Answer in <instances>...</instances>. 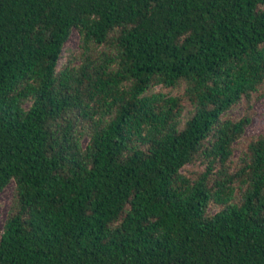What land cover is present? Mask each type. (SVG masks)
<instances>
[{"label": "trees", "instance_id": "trees-1", "mask_svg": "<svg viewBox=\"0 0 264 264\" xmlns=\"http://www.w3.org/2000/svg\"><path fill=\"white\" fill-rule=\"evenodd\" d=\"M263 87L264 0H0V264H264Z\"/></svg>", "mask_w": 264, "mask_h": 264}, {"label": "rangeland", "instance_id": "rangeland-1", "mask_svg": "<svg viewBox=\"0 0 264 264\" xmlns=\"http://www.w3.org/2000/svg\"><path fill=\"white\" fill-rule=\"evenodd\" d=\"M81 33L77 30H72L68 40L63 46L60 57L57 62L56 71L58 72L64 66H79L81 64L80 55L82 53V41H81ZM106 50V52L112 50L110 47H96L94 53L98 54L101 51ZM163 91L169 95H179L182 93L181 88H175L172 90H165L159 87L154 88V92ZM29 103L24 105V108H27ZM253 106L249 111L250 122L248 126L245 128L244 134L233 144V154L228 163L230 171H234V169L238 166V160L240 155L243 153L246 145L249 140L252 138H256L260 135H264V87L254 96ZM246 106L244 102H241L230 109L225 113L224 117H230L233 119L241 118L246 112ZM83 136L81 137V144L85 146L87 143V131L84 130ZM206 164H202L200 161L196 163H191L186 165L182 169V173H185L188 177L195 179L202 171L205 170ZM214 170L212 173H214ZM15 201V183L11 181L2 191H0V235L3 231V225L7 218L8 212L12 207ZM218 207L211 204L208 208V214L214 215L218 211Z\"/></svg>", "mask_w": 264, "mask_h": 264}]
</instances>
